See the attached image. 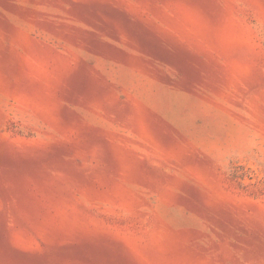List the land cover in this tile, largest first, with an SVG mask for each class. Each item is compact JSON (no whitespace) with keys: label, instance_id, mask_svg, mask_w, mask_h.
I'll use <instances>...</instances> for the list:
<instances>
[{"label":"rangeland","instance_id":"obj_1","mask_svg":"<svg viewBox=\"0 0 264 264\" xmlns=\"http://www.w3.org/2000/svg\"><path fill=\"white\" fill-rule=\"evenodd\" d=\"M0 264H264V0H0Z\"/></svg>","mask_w":264,"mask_h":264}]
</instances>
